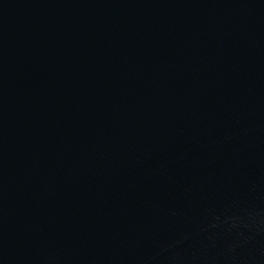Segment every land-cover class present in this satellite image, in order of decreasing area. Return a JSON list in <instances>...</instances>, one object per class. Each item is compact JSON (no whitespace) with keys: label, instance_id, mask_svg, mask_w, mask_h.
Returning <instances> with one entry per match:
<instances>
[{"label":"water","instance_id":"obj_1","mask_svg":"<svg viewBox=\"0 0 264 264\" xmlns=\"http://www.w3.org/2000/svg\"><path fill=\"white\" fill-rule=\"evenodd\" d=\"M264 150V0H0V264L152 162Z\"/></svg>","mask_w":264,"mask_h":264}]
</instances>
